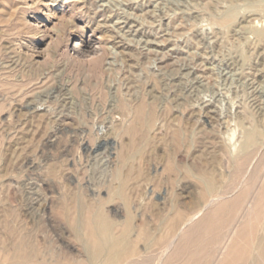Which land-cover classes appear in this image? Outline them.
<instances>
[{
  "label": "rangeland",
  "instance_id": "374dc122",
  "mask_svg": "<svg viewBox=\"0 0 264 264\" xmlns=\"http://www.w3.org/2000/svg\"><path fill=\"white\" fill-rule=\"evenodd\" d=\"M263 212L264 0H0V260L264 264Z\"/></svg>",
  "mask_w": 264,
  "mask_h": 264
},
{
  "label": "bare ground",
  "instance_id": "6f19581e",
  "mask_svg": "<svg viewBox=\"0 0 264 264\" xmlns=\"http://www.w3.org/2000/svg\"><path fill=\"white\" fill-rule=\"evenodd\" d=\"M144 111H143V107L142 106H138L135 110V116L136 118H143L144 116ZM132 131V129H131ZM259 151V150H258ZM257 154V153H256ZM256 154L254 156H256ZM252 155V154H249ZM253 156V155H252ZM246 157V156H245ZM247 158V157H246ZM245 161V158H244ZM240 162V161H239ZM241 164V163H240ZM247 164V163H246ZM239 165V163L237 164ZM250 166V165H249ZM248 166V167H249ZM240 167V165L238 166ZM242 168V167H241ZM240 168V169H241ZM239 169V168H238ZM239 169V170H240ZM244 169V168H243ZM241 171V170H240ZM239 171V172H240ZM260 177V176H259ZM256 179V178H255ZM250 180H253V178H250ZM263 180V179H262ZM251 182V181H250ZM243 183V182H242ZM261 183V182H260ZM261 185V184H260ZM263 185V184H262ZM245 196V195H244ZM214 200V199H213ZM64 210V209H63ZM213 210V209H212ZM67 211V210H66ZM72 212V211H71ZM222 212V211H221ZM264 213V212H263ZM62 214V213H61ZM233 214V213H232ZM64 215V213H63ZM62 215V217H64ZM66 215V214H65ZM71 215V214H70ZM198 213L196 214V216L194 215L193 218L197 217ZM208 215H211L210 213ZM207 216V215H206ZM66 217V216H65ZM212 217V216H211ZM70 218V217H69ZM203 221H204V215L202 217ZM221 218V217H220ZM263 218H264V214H263ZM76 217H74L73 215L70 218V224L73 227H76V231L77 233L80 232L82 235H84V233H86V235L88 236V239L91 241V250L93 253L94 258H98L100 259L101 254L103 253V251L108 252L105 254L106 258V262L109 264H116V262L118 261V257L123 254V249L120 248L118 246L117 242H110L108 240V238H106L105 236V232L112 228V225L105 219V217L103 218V216L101 217H95L91 214H85L80 220L78 219L76 221ZM201 220V219H200ZM201 220V221H202ZM190 221V220H189ZM81 225V227H78L79 224ZM262 223H264V220L262 221ZM78 224V225H77ZM185 227V226H184ZM215 227V226H214ZM213 227V230H214ZM81 228V229H80ZM180 231V230H178ZM229 231V230H228ZM214 233V232H213ZM219 234V233H218ZM230 236V233H228ZM76 236V235H75ZM80 236V235H79ZM220 236V235H219ZM8 237V236H7ZM175 237V236H174ZM206 237V238H204ZM207 235L203 236L202 238L197 240H194L195 243H198L195 249V252L197 251V247L198 245L201 246V244L203 245L205 243V240H207ZM256 237H260V235H256ZM231 238V237H230ZM87 239V240H88ZM204 240V243H202V241ZM228 240V239H227ZM226 240V241H227ZM23 241V240H21ZM225 241V242H226ZM24 242V241H23ZM173 242V240L171 241ZM257 242L263 246L262 244H264V237L258 238ZM121 243V242H120ZM125 243V242H124ZM11 244V243H10ZM178 244V243H177ZM16 246H14L15 248L18 246V249L15 253L8 255L7 257H5L3 260H0V264H67V262H62V261H58V262H54V263H50L47 260L41 259L40 256H38V252H36V250H31V252H29L30 250H28L29 253L25 252L23 249V243H19V245L15 244ZM28 245H32L29 244ZM26 245V246H28ZM129 245V244H128ZM172 245V243H171ZM170 245V246H171ZM30 246H28L27 248L30 249ZM33 247V246H32ZM31 247V248H32ZM123 247V246H122ZM172 247V246H171ZM180 247V246H179ZM222 247V246H220ZM237 245L232 244V247L230 248V243L226 246L223 247L222 250V256L221 258L217 261L216 264H256L254 262V257L252 256V254H250V252H248V250H239L237 248ZM14 248V251H15ZM51 248V247H50ZM176 248V247H175ZM177 249V248H176ZM246 249V248H245ZM262 249V253L264 254V246L261 248ZM27 250V249H26ZM13 251V252H14ZM221 251V249L219 250V252ZM179 252V251H178ZM218 252V253H219ZM130 253V252H129ZM182 253V252H181ZM126 255V254H125ZM128 255V254H127ZM220 255V254H219ZM45 256V255H44ZM197 256V255H195ZM40 257V258H39ZM125 257V256H123ZM122 257V258H123ZM193 257V256H192ZM104 258V257H103ZM126 258V257H125ZM135 258V257H134ZM196 258V257H195ZM129 259V258H128ZM176 259V258H175ZM73 260V259H72ZM66 261V260H65ZM142 261V259H141ZM147 261V260H146ZM175 261V260H174ZM184 261L183 264H185V259L182 260ZM128 262V261H127ZM130 262V261H129ZM135 262V261H133ZM131 262L132 264H136L137 262L140 263V261H137L135 263ZM71 263V262H70ZM148 263V262H147ZM187 263V262H186ZM189 263V262H188ZM138 264V263H137ZM143 264V263H142Z\"/></svg>",
  "mask_w": 264,
  "mask_h": 264
},
{
  "label": "crops",
  "instance_id": "0c3cea01",
  "mask_svg": "<svg viewBox=\"0 0 264 264\" xmlns=\"http://www.w3.org/2000/svg\"><path fill=\"white\" fill-rule=\"evenodd\" d=\"M212 222H213L212 219H210L209 222H208V221H205V220L202 221V222H199V224L195 226V228H196V230H197L196 233H198V234L195 233V235H194L193 238H194L195 240L198 241V239H200V238H202L203 236L206 235V234H204L203 231H204V229L207 228V229L209 230L208 232H210V234H209V236L207 237V240H205V243H206V241H208V240H209V242L212 243V244H213V242H217V239H215V238H214V239H211V237H215V235H213V232L215 233V231H214L215 228H214V230H213V226H212L213 223H212ZM203 223L205 224V227H204V224H203ZM202 225H203V226H202ZM201 226H202V227H201ZM199 229H200V230H199ZM206 233H207V231H206ZM203 234H204V235H203ZM204 238H206V237H204ZM202 243H204V240L202 241ZM245 248L248 249L247 247H245ZM237 249L241 250V249H244V248H243V247H241V248H238V247H237ZM197 250H198V249H197ZM213 251H214V249L211 248L210 251H209L207 254H212ZM198 252H199V251H198ZM207 254H206V255H207ZM206 255H205V256H206ZM214 264H216V263H214Z\"/></svg>",
  "mask_w": 264,
  "mask_h": 264
}]
</instances>
